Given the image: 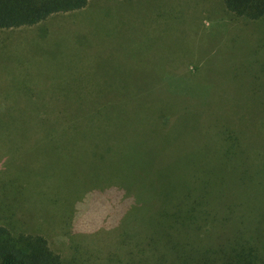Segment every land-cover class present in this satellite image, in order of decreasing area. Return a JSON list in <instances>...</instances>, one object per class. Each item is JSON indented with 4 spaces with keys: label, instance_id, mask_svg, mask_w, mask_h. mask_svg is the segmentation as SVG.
<instances>
[{
    "label": "rangeland",
    "instance_id": "rangeland-1",
    "mask_svg": "<svg viewBox=\"0 0 264 264\" xmlns=\"http://www.w3.org/2000/svg\"><path fill=\"white\" fill-rule=\"evenodd\" d=\"M262 25L237 17L223 0H88L36 24L2 28L0 228L42 234L64 259L78 255L82 264H97L98 247H114V225L103 221L114 210L121 216L123 200L139 195L116 177L117 152L108 143L117 129L97 114L96 141L95 123L84 117L75 134H66L78 145L64 154L53 150L52 122L68 106L81 112L94 91L97 106L118 90L124 99L134 90L135 100L150 94L158 104L173 100L183 112L197 110L201 92L198 100L210 104L220 123L264 154ZM169 74L199 78L174 93ZM46 195L57 201L45 204ZM66 201L75 203L73 211L54 222Z\"/></svg>",
    "mask_w": 264,
    "mask_h": 264
},
{
    "label": "trees",
    "instance_id": "trees-1",
    "mask_svg": "<svg viewBox=\"0 0 264 264\" xmlns=\"http://www.w3.org/2000/svg\"><path fill=\"white\" fill-rule=\"evenodd\" d=\"M87 1L0 0V30L36 24L52 13L82 8ZM223 1L237 17L262 21L264 32V0ZM169 75L167 84L173 92L199 78ZM133 92L124 99L125 91L118 90L115 99L101 106L97 92H91L89 106L81 107L83 115L76 106H68L70 111L59 110L61 118L52 122L53 150L64 154L78 145V138L66 134H75L82 118L94 121L90 130H95L96 141L97 114L108 119L118 131L117 139L108 143L117 152L116 177L127 191L139 192L138 197L133 195L136 201L123 200L121 216L114 210V216L103 221V227L114 225L110 238L114 247H98L97 264H264V154L258 147L246 148L236 131L220 123L210 104L198 100L201 92L196 96L197 110L187 112L177 110L173 100L158 104L150 94L135 100ZM43 200L48 205L57 201L49 195ZM74 206L66 201L53 213L54 222ZM79 249L77 245L76 254ZM82 260L78 255L64 259L42 234L16 235L0 228V264Z\"/></svg>",
    "mask_w": 264,
    "mask_h": 264
}]
</instances>
